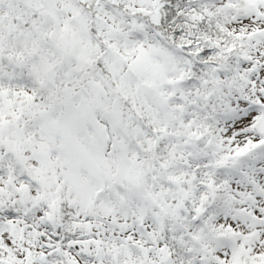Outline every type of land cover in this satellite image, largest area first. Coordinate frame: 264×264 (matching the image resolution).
Segmentation results:
<instances>
[{
	"label": "snow or ice",
	"instance_id": "snow-or-ice-1",
	"mask_svg": "<svg viewBox=\"0 0 264 264\" xmlns=\"http://www.w3.org/2000/svg\"><path fill=\"white\" fill-rule=\"evenodd\" d=\"M0 264H264V0H0Z\"/></svg>",
	"mask_w": 264,
	"mask_h": 264
}]
</instances>
